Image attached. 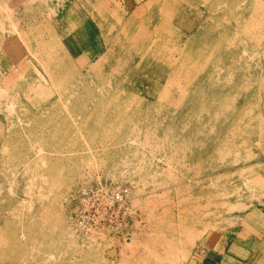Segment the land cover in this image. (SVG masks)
Returning a JSON list of instances; mask_svg holds the SVG:
<instances>
[{"label":"rangeland","instance_id":"1","mask_svg":"<svg viewBox=\"0 0 264 264\" xmlns=\"http://www.w3.org/2000/svg\"><path fill=\"white\" fill-rule=\"evenodd\" d=\"M138 1L0 0V264H264V0Z\"/></svg>","mask_w":264,"mask_h":264},{"label":"built area","instance_id":"2","mask_svg":"<svg viewBox=\"0 0 264 264\" xmlns=\"http://www.w3.org/2000/svg\"><path fill=\"white\" fill-rule=\"evenodd\" d=\"M102 190L103 189H100V191H97L94 195L98 204L97 213L98 216L101 217L103 225L109 224L108 219L116 215L117 217H121L118 225L124 222L126 223L124 228L118 229L117 226L116 230L118 229L129 234V229L134 226L136 216L135 211L129 207L127 192L122 189H115L111 193L107 192V194H103ZM109 220H111V218Z\"/></svg>","mask_w":264,"mask_h":264},{"label":"bare ground","instance_id":"3","mask_svg":"<svg viewBox=\"0 0 264 264\" xmlns=\"http://www.w3.org/2000/svg\"><path fill=\"white\" fill-rule=\"evenodd\" d=\"M139 2V4L141 5L142 4V2H143V0H139L138 1ZM131 5H132V3H131ZM187 38H189L188 36H187ZM236 39H237V37H236ZM249 39H248V37H247V35H245L244 34V38L242 39V40H240V42L242 41H244V42H247ZM242 51V50H241ZM242 134L244 135V134H246V132H242ZM253 229V228H252ZM251 230V229H250ZM255 230V229H254ZM259 234V233H258ZM257 235V234H256ZM237 237V236H236ZM238 237H241V232H239L238 233ZM243 242V241H242ZM130 245V244H129ZM206 246V245H205Z\"/></svg>","mask_w":264,"mask_h":264}]
</instances>
